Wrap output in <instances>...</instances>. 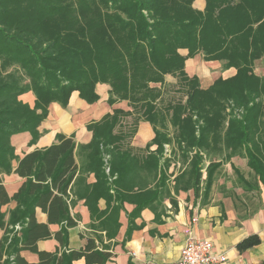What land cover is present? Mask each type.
<instances>
[{
    "label": "trees",
    "instance_id": "obj_1",
    "mask_svg": "<svg viewBox=\"0 0 264 264\" xmlns=\"http://www.w3.org/2000/svg\"><path fill=\"white\" fill-rule=\"evenodd\" d=\"M204 1L198 10L194 0H0V174L12 170L11 135L27 131L34 143L51 103L66 107L73 91L94 103L95 86L104 83L108 104L126 101L129 110L115 108L87 124L92 137L84 146L85 163L96 165L98 196L109 195L118 204L134 201L135 214L152 197L162 203L174 161L164 158V144L186 164L173 178L175 194L192 188L198 195L204 180L206 197L218 163L233 156L247 158L264 186V77L254 72L255 61L264 56V0ZM197 54L235 73L201 88L197 76L184 71L185 60ZM166 75L176 78L173 88L181 90L184 101L164 102ZM27 92L34 97L33 106L20 99ZM127 117L132 126L125 131ZM140 121L151 125L154 137L134 150L126 140ZM75 145L72 137L57 134L48 147L19 158L14 172L25 181L11 197L0 179V205L16 202L7 219L0 212V264H72L80 259L82 264H104L111 258L108 248L98 249L92 239L79 250L59 254L37 247L53 236L65 248L67 229L76 224L67 204L77 168ZM151 145L156 148L150 150ZM140 167L153 171L154 178L159 168L153 189L133 182ZM133 187L141 192L137 200L129 195ZM36 208L46 214L47 223L36 221ZM117 209L110 213L114 226ZM106 221L102 218L103 228ZM51 223L62 224L54 234ZM259 242L249 236L236 247L241 252ZM22 250L36 253L38 261L27 262L19 255Z\"/></svg>",
    "mask_w": 264,
    "mask_h": 264
},
{
    "label": "crops",
    "instance_id": "obj_2",
    "mask_svg": "<svg viewBox=\"0 0 264 264\" xmlns=\"http://www.w3.org/2000/svg\"><path fill=\"white\" fill-rule=\"evenodd\" d=\"M196 56L185 61V70L188 62L196 60ZM210 62L218 64V61ZM228 70L231 71L222 78L235 73L233 68ZM254 72L264 77V56L255 61ZM195 75L201 88H207L216 79L206 82L201 74ZM108 89L107 84H96L98 100L91 104L81 99L77 91L71 93L66 107L51 103L47 117L38 127L40 134L34 143H31L32 136L27 131L10 137L15 159L11 163L12 170L0 174L2 185L9 197L25 181V178L14 172L18 159L24 154L48 147L55 142L57 134L72 137L76 144L74 160L77 168L67 190L69 216L76 224L67 229L68 239L65 248H62L52 236L38 241V249L59 254L63 249L79 250L88 239H92L98 249L107 247L112 255L104 264H166L178 259L181 248L191 235L210 240L216 254L225 255V261L217 264H264V186L257 180L244 156H233L227 163H218L206 197H202L204 180L201 182L198 195L194 194L192 188L179 190L175 194L173 182H170L169 194L162 203L159 200L153 201L152 197L151 203L144 205V208L135 214L136 202L124 199L118 204L109 195H97L96 165L85 163L87 149L84 146L92 137L87 124L100 120L106 113H112L115 108L129 110L126 101L108 104ZM20 99L33 106L34 97L31 92L21 95ZM153 137L151 125L140 121L135 133L126 141L134 149H143ZM155 148V145L150 146V150ZM236 158L240 163L236 162ZM207 165L208 163H204L201 170L202 179L206 177ZM158 169L154 178L153 171L149 174L140 167L139 171L133 173V182L145 183L148 185L147 188L153 189L154 184L158 183ZM138 191L139 189L133 187V192L129 195L135 196L137 200L141 194ZM139 200L142 202L141 197ZM15 206L14 200L0 205L4 219H7L9 210ZM116 206L117 226H114L109 224V220L110 213ZM105 217H108V221L105 223L107 226L103 228L101 221ZM35 219L39 223H47L46 214L39 208L35 209ZM61 225L48 224L49 231L54 234ZM3 234V229H0V239ZM249 236L258 237L259 244L239 252L237 244ZM19 255L29 263L38 261L37 254L28 250L20 251ZM82 263V259L72 262Z\"/></svg>",
    "mask_w": 264,
    "mask_h": 264
},
{
    "label": "rangeland",
    "instance_id": "obj_3",
    "mask_svg": "<svg viewBox=\"0 0 264 264\" xmlns=\"http://www.w3.org/2000/svg\"><path fill=\"white\" fill-rule=\"evenodd\" d=\"M204 4H205L204 0H194L193 7L198 9V10H202L203 7H204ZM181 53L183 55H185L187 53V51L184 50V49H181ZM195 56H193L192 58H194ZM192 58H188V59H192ZM217 63L218 64L212 63L210 61H205V60L202 59V56L200 55V56H198L196 58V60L189 61L188 65H187V70H185V66H184V71L190 77H192L191 75L196 76L195 73H197V75L201 74L200 76L202 77V79L204 78V79H206V82H210L213 78L217 79L218 75H219V77H223V76L227 75L231 71V70H228V69H224L222 67L221 62H217ZM257 63H258L257 66H259V62H257ZM175 84H176V78H174L171 75H166L165 76V88H167L166 90H168V91L163 94L164 102L168 101L169 99H171V100L182 99L184 101L185 95L182 94L181 90H175L173 88V87L178 86V85H175ZM155 86L159 87V84H157ZM158 104H160V103L158 102ZM163 104H165V103H163ZM125 121H126V127H125L126 129L125 130H127V129L131 128L132 120H131L130 117H127V118H125ZM143 122H146V121H143ZM173 131L174 130L171 127H169V133L171 135H172ZM126 143H128V142L126 141ZM164 145H166L168 148H165ZM164 145H163L164 158H167L168 160L171 159V161L174 160L172 163H169V169H168V172L171 174L170 181L172 182L174 176L176 174H178V172H181V170L184 169V164L180 163V159H178V158L176 159V156L173 157V155H172L173 153L171 154L172 146L169 147V144H164ZM128 146H129V143H128ZM219 160L220 159L216 158V161H219ZM236 162L240 163L237 158H236ZM162 163H163V161H162ZM223 163H225V162H223Z\"/></svg>",
    "mask_w": 264,
    "mask_h": 264
},
{
    "label": "built area",
    "instance_id": "obj_4",
    "mask_svg": "<svg viewBox=\"0 0 264 264\" xmlns=\"http://www.w3.org/2000/svg\"><path fill=\"white\" fill-rule=\"evenodd\" d=\"M164 147L168 148L166 145ZM106 170L108 171V169ZM15 228L18 229L17 226ZM223 261H225V255L216 254L210 240L190 235L181 248L178 259L173 263L166 264H217Z\"/></svg>",
    "mask_w": 264,
    "mask_h": 264
}]
</instances>
